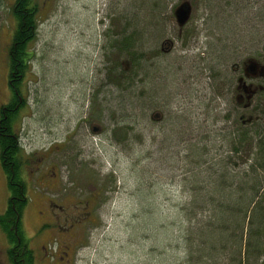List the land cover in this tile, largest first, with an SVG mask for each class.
Segmentation results:
<instances>
[{
	"label": "rangeland",
	"instance_id": "1",
	"mask_svg": "<svg viewBox=\"0 0 264 264\" xmlns=\"http://www.w3.org/2000/svg\"><path fill=\"white\" fill-rule=\"evenodd\" d=\"M34 1L37 29L14 133L23 161L31 162L23 174L29 189L23 228L37 256L50 233L61 237L38 213L41 197L71 208L89 199L90 218L76 227L74 264H196L198 255L189 260L184 251L185 237L202 248L195 232L214 233L217 223L206 209L219 194L208 191L223 173L221 188L233 191L229 199L245 221L230 224L199 264H261L264 198L262 191L253 197L250 185L264 155L255 138L231 151L239 124L226 78L233 62L264 43V0H195L181 33L172 21L180 0ZM13 2L0 0V108L12 98ZM130 34L135 43L125 50L120 41ZM163 39L173 46L161 50ZM116 67L133 71L121 88L105 76L106 68L118 75ZM193 193L201 207L190 203L188 219L180 210ZM8 196L0 167V214ZM8 246L0 230L3 264Z\"/></svg>",
	"mask_w": 264,
	"mask_h": 264
},
{
	"label": "flooded vegetation",
	"instance_id": "2",
	"mask_svg": "<svg viewBox=\"0 0 264 264\" xmlns=\"http://www.w3.org/2000/svg\"><path fill=\"white\" fill-rule=\"evenodd\" d=\"M189 1L192 7L195 0ZM181 2L182 0H180L177 5ZM192 12L193 7L191 14ZM191 14L189 20L183 24L182 27H179L173 11L172 21L173 25L177 27L179 31L178 33L183 32L184 26L191 19ZM170 41L171 43H174L172 40L163 39L161 50L165 44L168 47ZM230 70L231 72L228 74L226 81L228 82L227 88L229 89V92L235 95L234 102H236V106L233 112L236 115L234 121L237 124L239 122L245 126L252 124V121L257 122V120L262 119L263 121L261 124L263 126L264 43L260 46L258 51L249 52L241 60L233 62L230 66ZM19 101L22 102L21 96H19ZM17 105L18 104L15 106L17 107ZM6 108L5 104L0 108V135L1 121L3 119L2 116L5 114L4 110ZM245 113L248 114V118L246 117L247 119L244 118ZM11 130L14 131L15 129L12 127ZM26 160H24L25 162L23 159L21 161L22 168L19 175H17L18 179H15L14 176V178H12L14 179V182L12 183L13 188L21 187L24 184L25 189L21 190L19 188L18 194H15L13 189L8 185L11 179H9L6 170H4L0 156V167L2 168L3 176L6 178V187L9 191L7 206L2 213L4 214L8 210V214L2 219L7 223V231H11V237H8L6 231L2 228L4 226L0 223V230L5 234V238L9 245L3 250V260L6 261V264H74L75 252L77 251L76 245L78 244L76 241L77 239L75 238L76 227L84 224L86 219L90 218V211L88 210L89 199L83 201V203H73L71 208L54 202L52 198L45 197L42 199L41 197L42 209L38 210V213L42 214L43 218L46 221H49V223L55 224V228L58 229L61 237L57 238V236L50 233L49 237L40 244L41 252H43L40 257H38L35 251L38 245L33 243V240L30 241L33 236L30 238L23 228V218L28 210L25 208L29 204V198H27L29 189L27 187V180L23 177V174H25L30 168V166L27 165H31V162L29 161L30 159ZM52 175H55L54 171L52 172ZM55 177L56 176L53 178ZM44 222L45 221L42 220L41 224ZM50 229H54V227L52 226ZM5 251H7V253H5ZM0 264H3L1 259Z\"/></svg>",
	"mask_w": 264,
	"mask_h": 264
},
{
	"label": "trees",
	"instance_id": "3",
	"mask_svg": "<svg viewBox=\"0 0 264 264\" xmlns=\"http://www.w3.org/2000/svg\"><path fill=\"white\" fill-rule=\"evenodd\" d=\"M12 14L15 17V28L13 31V34L11 35V43L9 45L8 50V80H9V88L12 92L11 101L10 103H6V109L4 110V115L2 116L1 121V135H0V147H1V159L3 162L4 170L8 173V177L10 180V183L8 184L10 188L13 189V192L18 194L19 188L21 190H24V184L21 187H15L13 188L12 183L14 182V178L18 179L17 175H19L21 171V164L23 157V151L21 144H19L18 134H15L12 131V127L15 129V122L18 117V111L24 106L25 102L22 100V102L19 101V96H21V90H20V84L22 82V78L26 75L28 72V67L32 60V51L29 49L28 45L30 42L33 41L35 37V31L37 29V18H38V4L34 0H14L12 4ZM135 41V37L133 34L125 35L122 37V40L120 41L121 45L125 47V50H129V45ZM133 63V62H132ZM114 64V63H112ZM117 68V67H116ZM119 68H117L118 70ZM135 74H137L136 70H134ZM113 69L110 71L108 68H106L105 76L108 79V82L115 84V86H118L121 88L122 80L121 78H125L126 81H132V75L133 71L130 73L119 69L118 75L113 74ZM126 74V75H124ZM16 104L17 107L15 106ZM264 116V114H263ZM238 122V121H237ZM256 123V124H255ZM236 124V122H235ZM239 126H237L235 131V136L232 137V147L231 151L237 153L240 150V147L244 145V141L249 146H252L248 139H256V147L259 149L260 153L264 155V125L262 126L261 123L252 121V124H249L247 126H244L242 123H239ZM250 126V127H248ZM242 134V137L239 139V135ZM256 134V135H253ZM263 152V153H262ZM264 157V156H262ZM261 157V159H262ZM264 159V158H263ZM258 166L261 167L260 175L258 174V179L254 178L252 179V184L250 185V188L252 189L253 197L254 195L259 194L262 191V198H264V189L262 186H260V177L264 178V161L257 163ZM251 167H254L253 164H250ZM224 175L223 173L221 176ZM14 176V177H13ZM221 180L224 181V178L222 177ZM223 181L217 182L215 185L212 186V189H209L208 194H219V198L217 199L218 203L215 204V200L213 197L211 198L212 202L211 205L207 211L210 212V219L217 223L214 229V233H212L210 230H199L196 231V235L198 238H200L201 244H205L204 247L198 248L195 247L189 243L190 242V236L187 235L185 237L187 248L184 249L187 255H189L190 259H194V255H198V259L196 260V264H199L201 262L202 257H204V253L211 256V250L215 249L216 242L220 241L223 242L225 240V231L230 228V224H233L234 226L239 224V227L243 225V221H245L246 215L243 213L242 216L238 213V210L235 209L234 200H230L229 197L232 190H226L224 187L221 188V185H223ZM16 189V190H15ZM222 197H224L223 201L221 200ZM92 201V200H90ZM264 201V199H263ZM197 195L193 193L189 204L183 206L180 210L184 211L186 214V217L190 219L192 216L189 212H187V207L191 204L198 205L197 203ZM250 199H247V202L240 201L239 205L242 206L243 204H249ZM197 203V204H196ZM257 206V205H256ZM262 208V209H261ZM260 209L263 210L264 213V205ZM8 210L4 214H0V223L2 224V227L4 231H6L8 237H11V231H7L8 226L5 221H3V217L8 214ZM259 215V209L257 207H254V211L252 215L257 214ZM6 217V216H5ZM3 218V219H2ZM240 219V221H239ZM213 227V225H210ZM229 231V230H228ZM193 238V237H192ZM203 242V243H202ZM256 246V244H254ZM188 260V261H189ZM187 261V262H188ZM261 264H264V258L260 262Z\"/></svg>",
	"mask_w": 264,
	"mask_h": 264
},
{
	"label": "water",
	"instance_id": "4",
	"mask_svg": "<svg viewBox=\"0 0 264 264\" xmlns=\"http://www.w3.org/2000/svg\"><path fill=\"white\" fill-rule=\"evenodd\" d=\"M174 17L175 19H177V24L179 25V27H182L183 24H185L188 20H189V16L191 14L192 11V7L190 5V1L189 0H182V2L177 5L176 7H174ZM173 43H169V46L166 48L169 49L170 47H172ZM164 48V47H163ZM162 48V50H163Z\"/></svg>",
	"mask_w": 264,
	"mask_h": 264
}]
</instances>
